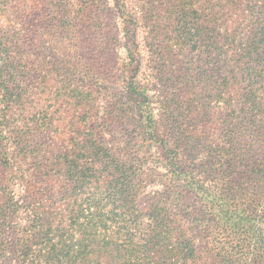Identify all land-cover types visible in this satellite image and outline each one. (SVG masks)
<instances>
[{
    "label": "trees",
    "instance_id": "trees-1",
    "mask_svg": "<svg viewBox=\"0 0 264 264\" xmlns=\"http://www.w3.org/2000/svg\"><path fill=\"white\" fill-rule=\"evenodd\" d=\"M108 10L163 36L142 82L32 79L24 31L89 50ZM0 264H264V0H0Z\"/></svg>",
    "mask_w": 264,
    "mask_h": 264
},
{
    "label": "rangeland",
    "instance_id": "rangeland-1",
    "mask_svg": "<svg viewBox=\"0 0 264 264\" xmlns=\"http://www.w3.org/2000/svg\"><path fill=\"white\" fill-rule=\"evenodd\" d=\"M112 3L108 4V7L111 8ZM104 16L100 17V27H85V26H77L74 33H86L92 32L90 36L91 40L93 39L94 47L89 50H83L77 52V50H68L64 49L61 51H54L48 45H45V48L37 45L35 42L31 41V36L29 33H24V38L22 39V45H24V51H26L29 55H32L31 60L34 62V67L31 68V75H33L32 79H36V75L41 72H46L48 77L50 78L51 86H59L62 83L69 81L68 90L73 89L77 86L79 78V71H82V65L86 63L85 60L92 63V59L96 62V66L104 67L105 70H109L111 72L110 75H107V78L103 80L106 83L107 89L110 90L115 89V91L121 90L120 87L123 86L125 79H130L134 72H131L134 66V62L141 61V67H139V72H135L137 74L136 79L142 82L144 78V74H148L151 71V65L153 66V57L151 52L149 51L150 44L156 43L162 37H159L158 34L154 31H150L147 29L145 25L137 28H129V34L131 35L133 32H136V46L132 43L130 38L124 36L123 30L121 32L119 29H114L116 27H122L121 20L116 19L115 15L112 14L111 11H107L104 13ZM172 36V34H170ZM155 40V41H153ZM168 42V41H167ZM26 47V48H25ZM96 48L98 49L96 51ZM101 51H103L101 53ZM62 53V54H61ZM98 53V54H97ZM83 55L86 57L85 60L81 59ZM193 56V54L191 55ZM134 60V62H132ZM197 60V59H196ZM178 63L177 61H181V58L178 55V58L172 62L173 64ZM32 64V63H31ZM173 66V65H169ZM62 70V73L59 75L56 73V69ZM136 71V70H135ZM36 72V73H34ZM43 75V74H40ZM127 80V81H128ZM106 97L109 96L110 93L104 95ZM109 99L103 98L100 106L102 107L104 103H106ZM71 103L69 107H66V113H70L68 110L72 111ZM48 139L34 138L32 145L34 147L41 146L44 148L45 156L49 157L52 152H55L59 147L57 143L50 144L47 142ZM49 148H53L52 152L48 151Z\"/></svg>",
    "mask_w": 264,
    "mask_h": 264
}]
</instances>
